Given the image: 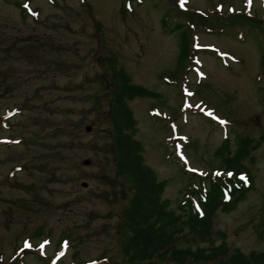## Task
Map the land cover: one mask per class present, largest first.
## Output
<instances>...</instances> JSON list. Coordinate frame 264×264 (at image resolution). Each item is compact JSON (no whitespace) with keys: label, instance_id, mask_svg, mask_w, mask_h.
Returning a JSON list of instances; mask_svg holds the SVG:
<instances>
[{"label":"rangeland","instance_id":"374dc122","mask_svg":"<svg viewBox=\"0 0 264 264\" xmlns=\"http://www.w3.org/2000/svg\"><path fill=\"white\" fill-rule=\"evenodd\" d=\"M259 2L0 0V264H175L121 250L133 187L115 166L114 67L157 93L127 101L129 133L174 213L225 174V140L231 153L261 140L238 176L249 190L216 211L212 241L182 244L264 251V27L246 21L264 25L246 13Z\"/></svg>","mask_w":264,"mask_h":264},{"label":"trees","instance_id":"16d2710c","mask_svg":"<svg viewBox=\"0 0 264 264\" xmlns=\"http://www.w3.org/2000/svg\"><path fill=\"white\" fill-rule=\"evenodd\" d=\"M180 41L178 60L186 58L188 52L186 32H181ZM109 79L114 84L110 121L115 166L118 176L133 187L122 219L124 228L129 229L127 234L123 233L121 245L128 260L140 263L159 258L175 264H264V251L244 253L238 248L231 249L225 241L196 247L182 244L186 236L212 241L213 216L216 211L228 210L231 205L244 198L249 190L250 184L246 185L238 176L247 170L244 161L246 158L253 160L251 151L260 146L261 140L241 137L232 153L225 140L215 152L223 159L225 174L208 177V186L202 180L199 186L191 188L187 197L182 200L181 212L174 213L170 209L169 200L162 199L166 181L159 180L144 162L140 142L129 133L134 129L135 119L127 101L135 97H155L157 93L133 83L122 68L114 67ZM260 139L263 140V137ZM226 194L229 199H226ZM216 233L223 238L221 231Z\"/></svg>","mask_w":264,"mask_h":264},{"label":"flooded vegetation","instance_id":"af4514ba","mask_svg":"<svg viewBox=\"0 0 264 264\" xmlns=\"http://www.w3.org/2000/svg\"><path fill=\"white\" fill-rule=\"evenodd\" d=\"M246 9H247L246 12L253 11V12L256 13V15L257 14H260L259 12H264V0H260V2H259V9L256 8V11L254 9H251V4H249V6ZM250 16H251V18H250V20H246L247 22H251L252 24H254V25L258 26V27L259 26L264 27V25L257 18V16H255L254 14L253 15L251 14ZM252 18H253V20H251ZM262 59L264 60V56L262 57ZM22 135H24V134H22ZM29 135H33V134H29Z\"/></svg>","mask_w":264,"mask_h":264},{"label":"water","instance_id":"95a60500","mask_svg":"<svg viewBox=\"0 0 264 264\" xmlns=\"http://www.w3.org/2000/svg\"><path fill=\"white\" fill-rule=\"evenodd\" d=\"M90 129H91L90 126H86V130H87V131H90ZM84 163H85V164H88L89 161H88V160H85ZM82 185H83V186H87V183H83Z\"/></svg>","mask_w":264,"mask_h":264},{"label":"snow or ice","instance_id":"6c2138e0","mask_svg":"<svg viewBox=\"0 0 264 264\" xmlns=\"http://www.w3.org/2000/svg\"><path fill=\"white\" fill-rule=\"evenodd\" d=\"M221 123H224V121H221ZM25 247H30V245L26 242ZM41 247H43V245H41Z\"/></svg>","mask_w":264,"mask_h":264}]
</instances>
